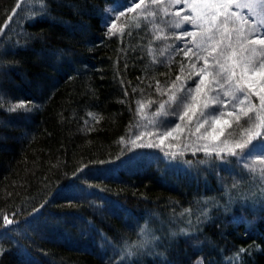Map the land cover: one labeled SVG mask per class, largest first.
Returning a JSON list of instances; mask_svg holds the SVG:
<instances>
[{"label": "trees", "instance_id": "1", "mask_svg": "<svg viewBox=\"0 0 264 264\" xmlns=\"http://www.w3.org/2000/svg\"><path fill=\"white\" fill-rule=\"evenodd\" d=\"M116 2L44 0L41 10L0 0V211L15 221L0 216V264H140L116 262L110 245L135 241L154 213L190 209L195 217L198 197L211 206L205 223L162 240L163 264H191L200 254L206 264H264V202L221 205L236 163L195 157L181 169L158 158L115 175L93 172L125 154L121 137L136 124L137 102L157 110L176 78L191 73L182 52L152 51L142 20L119 18L124 31L106 35V9ZM20 100L32 109L9 112ZM76 181L88 194L69 192Z\"/></svg>", "mask_w": 264, "mask_h": 264}, {"label": "snow or ice", "instance_id": "2", "mask_svg": "<svg viewBox=\"0 0 264 264\" xmlns=\"http://www.w3.org/2000/svg\"><path fill=\"white\" fill-rule=\"evenodd\" d=\"M26 2L38 3L41 10L46 7L44 0ZM128 3L130 7L121 5L123 11L106 9L109 13L106 18V35L122 33L124 29L117 27L116 20L124 16L126 11L140 8L145 4V0H139V3L136 0H128ZM150 3L155 5L160 3V0H150ZM167 3L173 6L182 4L188 9L184 15L179 11L175 12L172 14L174 18L166 23L172 30L184 29L186 25L192 27L193 30H182L175 38L183 40L184 37H190L196 51L193 52V48L188 47L184 55L192 52L197 59L203 60L204 66L196 73L197 79L189 77L191 85L182 83L177 88L173 83L168 99L159 104L157 111L152 114L153 119H149L148 123L160 127L161 121L155 119L156 117L174 116L180 121L187 118L188 122L195 118V132L198 134L196 140L202 144L195 148L193 155L195 152H203L205 157L211 158L214 154L218 160H227L228 157H236L238 160L254 159L255 163L244 164V169L253 180L259 182V195L264 199V0H167ZM158 11H163L166 16L170 14L168 8ZM144 19L147 20V16ZM161 38L166 39L157 37ZM169 47H172L173 51L183 50ZM210 68L213 70L210 71ZM176 79L180 80V77ZM157 91H160L159 87ZM253 97L258 103L253 102ZM137 103V112L147 119L142 111L145 105ZM151 103L149 102V107ZM2 106L3 102L0 100V107ZM32 107L31 102L20 100L9 104L8 111L28 112ZM88 116L94 117L95 114L89 112ZM87 123L88 121H85V124ZM178 130L183 131L181 125L176 123L174 129L168 128L162 132L159 143H136V140L140 139L139 135L136 140L127 142L137 148H159L165 139L172 137L173 132ZM121 142H126L124 137H121ZM178 155L182 157L183 152L179 149L173 150V146L168 145L165 157L174 159ZM206 162L197 161L200 164ZM183 163L191 165L193 162ZM232 188H239V181L234 182ZM185 213L191 214V210L185 209L180 215ZM0 216H3L7 225L15 223L2 211ZM181 232L187 234L186 229H181ZM138 236L139 239L135 241H125L121 249V260L132 257L147 244L159 239L147 225L140 227ZM240 251L243 252L244 249ZM2 253L3 250L0 249V254Z\"/></svg>", "mask_w": 264, "mask_h": 264}, {"label": "rangeland", "instance_id": "3", "mask_svg": "<svg viewBox=\"0 0 264 264\" xmlns=\"http://www.w3.org/2000/svg\"><path fill=\"white\" fill-rule=\"evenodd\" d=\"M137 3H139V0H136ZM121 5H125L130 7L131 5L128 3V0H118V2L111 4L107 7V9H115L117 12L123 11L124 8L121 7ZM145 5L147 6L145 8ZM169 9V15H165L163 11H158V9ZM181 12V15H184L188 12V9L182 5H169L167 3V0H160V3L158 4H151L150 0H145V4L142 5L138 9H134L133 11H126L125 15L120 17L121 23L125 21V18L127 16L132 17V19H138L142 20V22L148 23L147 31L149 37L152 38V41L150 44L154 46L152 51H156L159 53L160 56H167L170 52H172V47H178L183 50H180L182 52V55L187 62L190 70V75L192 79H197L196 73L200 71V69L204 66V62L202 59H197L195 55H193L192 52H190L187 56L184 55V51L187 50L188 47L193 48V52L196 51L194 45L191 44V38L190 37H184L183 40H177L175 37L179 35V33L182 30H193L191 26H184V29L181 30H172L168 27V24L166 21H169L174 18L172 14L175 12ZM150 13H154V15H150ZM106 15H109V13L106 12ZM147 16V20L144 19V17ZM251 23V21H249ZM232 27V25H230ZM157 37H166V39H157ZM178 52V51H175ZM201 55H203L201 53ZM212 61L211 58H209V64L211 65ZM210 71L213 69L210 68ZM188 76H181L179 82L177 83L176 87L179 88L182 83L186 85H191V79H189ZM223 82V81H221ZM194 87V85H193ZM215 87V86H214ZM227 89V86H226ZM211 95V93H210ZM227 99V98H224ZM253 102L258 103L255 97H253ZM157 109L159 107H156ZM167 110V106H166ZM231 110V109H228ZM143 113L147 116V119L142 118V116L138 113V118L136 121L135 126L133 127L132 131L130 132L127 140H126V152L125 154L119 158L116 161H113L111 163H108L106 165H101L100 167L96 169H92L93 172H101L103 174H117L120 169H126V170H133L137 168V165L140 162H146L150 160H156L158 158H162L164 160V163L167 167H173V168H187L191 169L192 164L188 165L183 163V161H191V158L194 159L195 157H201L200 160H205L208 163L210 160H212L209 157H205L203 152H195V155H193V152L195 151L196 147L201 146L202 142L196 140V136L198 135L195 132L196 129V120L193 118L192 122H188L187 118H185L184 121H180L177 117L174 116H167V117H156L155 119L161 121V126L156 127L155 125H151L148 123L149 119H153L152 114L156 112L157 110L149 109V107L145 106L143 108ZM227 118V117H225ZM171 121L172 123H169ZM179 123L181 125V129L183 131H175L173 132L172 137H168L165 139V142L161 147L159 148H137L133 144L127 142L129 140H136V137L139 135L140 139L136 140V143H149V142H156L159 143V140L161 138L162 132L166 131L168 128H175V124ZM147 125V126H146ZM203 131V129L201 130ZM168 145L173 146V150L179 149L183 152V156H177L176 158H166L165 152L168 151ZM163 149V150H162ZM255 155V154H254ZM215 158V155L213 154V157ZM199 160V161H200ZM219 164L226 165L228 164L226 161L230 160L231 163H236L237 170L234 171L235 174L233 176L230 175V178L232 179V184L227 187L224 185V193L223 199H225V203H221L223 205V208H225L224 204L227 206L231 202L236 203L239 202L241 206L244 208L246 206H253L262 204L264 202V199H262L259 195V182L256 180H253L252 177L246 172L244 169V164L246 163H255L254 159H244V160H238L236 157H228L227 160H218L216 159ZM205 163V164H206ZM257 168L259 165H256ZM233 168V167H232ZM232 171V169H231ZM241 172V173H240ZM243 173L247 174L245 178H243ZM218 174V173H217ZM242 178V179H240ZM239 181V188L233 189L232 185L234 182ZM223 182V181H222ZM77 185H70L69 192L75 196H84L85 194H88L87 189L82 185L78 184V181H76ZM225 183V182H224ZM227 188H230L229 191ZM226 189L228 191H226ZM235 200H241V201H235ZM209 201L212 203V205L217 204L213 199H209ZM198 202L200 206H198V214L197 211L193 212L196 214V218L192 217V213L188 215L186 213L185 215H177V217L172 218V216H167L165 219L160 217L158 214H153L151 217V220L153 223H146L143 224L147 225L149 229H151L152 234L159 239L152 241L151 243L147 244L143 249L137 251L132 257L125 258L124 260H121V249L124 247V242L121 245H114L109 244L111 247V254L116 257L114 259L116 262L122 261V262H132V263H140L144 264L145 260L147 263V258H151L154 263L152 264H163L167 262V258L162 254L160 251L161 248L157 247L158 245L162 244V240L165 241L167 238L170 242L171 240H174L176 236H186L189 233L194 232L195 230V224H202L205 223L206 218L208 217V212L211 209V206H205L204 205L208 202L207 198L204 197H198ZM220 203V202H219ZM202 205V206H201ZM254 207V206H253ZM252 208V207H251ZM223 210V209H222ZM226 209H224L225 211ZM192 212V211H191ZM205 213V214H202ZM234 219L238 220L241 218V216H234ZM157 225H156V223ZM250 222V221H249ZM252 224L255 223L253 219H251ZM252 226V225H251ZM250 227V226H249ZM253 227V226H252ZM181 229H186L187 234H184L181 232ZM139 239V236L137 237ZM136 239V240H137ZM204 254H200L196 259H193L191 261V264H200L202 261V264H206L207 261L204 259Z\"/></svg>", "mask_w": 264, "mask_h": 264}]
</instances>
